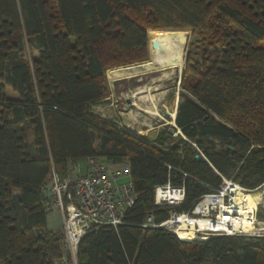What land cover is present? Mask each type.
<instances>
[{
	"label": "trees",
	"instance_id": "16d2710c",
	"mask_svg": "<svg viewBox=\"0 0 264 264\" xmlns=\"http://www.w3.org/2000/svg\"><path fill=\"white\" fill-rule=\"evenodd\" d=\"M178 30L193 49L177 141L90 111L108 68L146 59L150 31ZM88 157L127 160L136 199L122 224L84 234L76 264H264V235L187 241L142 226L148 213L158 223L188 212L222 177L249 191L264 183V0H0V264H73L45 224L42 186ZM167 182L184 187L179 205L154 204Z\"/></svg>",
	"mask_w": 264,
	"mask_h": 264
},
{
	"label": "built area",
	"instance_id": "2783aa9c",
	"mask_svg": "<svg viewBox=\"0 0 264 264\" xmlns=\"http://www.w3.org/2000/svg\"><path fill=\"white\" fill-rule=\"evenodd\" d=\"M85 161L87 165L85 172L75 173L70 169L72 163L70 161L69 170L64 178L52 172L50 182L42 186L48 199L46 212L58 209L62 215L61 236L62 248L65 251L63 261L73 264L76 261L78 244L84 234L100 227H116L122 224L125 208L130 207L136 199L127 160L119 165L95 157H88ZM221 180L218 189L203 194L188 212L170 210L168 217L158 223L153 220V215L148 213L142 226L161 228L178 237L174 231L177 229L175 221L185 215L203 218L206 221L205 229L195 232L196 239L202 241L213 235L249 236L247 235L249 232L231 229L232 227L226 225L227 219L225 221L224 216L227 214L224 213V208L232 205L230 203L233 199L230 190L223 191V188L224 185L235 182L224 177ZM184 193L182 185H172L169 182L157 185L153 194L154 204L179 205L184 200ZM208 197L210 200L206 201ZM258 206H261V203ZM198 207L199 211H196ZM220 220L224 221L222 225L218 224Z\"/></svg>",
	"mask_w": 264,
	"mask_h": 264
},
{
	"label": "rangeland",
	"instance_id": "374dc122",
	"mask_svg": "<svg viewBox=\"0 0 264 264\" xmlns=\"http://www.w3.org/2000/svg\"><path fill=\"white\" fill-rule=\"evenodd\" d=\"M191 41V34L188 30L150 31L146 59L136 62L133 61V63L121 66L138 64L146 60H156L159 57L176 53H182L184 58V54L186 56L188 50L193 49L189 45ZM116 67H110L108 69ZM166 71H171L173 76L162 78V73L165 71H157L141 72L119 79H108L104 72L107 82L106 86H108V93L106 97L92 104V106H90V111L102 119L109 121V123L118 127H123L133 134L142 135L150 142H154L157 137L166 139L167 144L177 141V135L181 134L170 135L168 132L170 125L174 123L172 119L175 117L177 97L184 91L180 85L181 81L179 82L180 74L178 71L175 69ZM145 86H147V88L152 87V101L148 96V91L135 95L136 98L129 97L133 92L135 93L141 88L146 89ZM7 93H11L9 88H7ZM154 108L159 112L160 117L144 112V110ZM93 136L97 143L99 140L98 134L95 133ZM85 160L86 159L84 158L76 159L79 164L80 173L84 172V167L86 165ZM255 189L262 193V202H260L261 206H258L254 216L258 220L264 221V185L261 184ZM262 227L264 226L256 223L254 228L257 229L249 232L247 235H264V229H262Z\"/></svg>",
	"mask_w": 264,
	"mask_h": 264
},
{
	"label": "bare ground",
	"instance_id": "6f19581e",
	"mask_svg": "<svg viewBox=\"0 0 264 264\" xmlns=\"http://www.w3.org/2000/svg\"><path fill=\"white\" fill-rule=\"evenodd\" d=\"M183 55L182 53H176L164 57H159L156 60H146L138 64H131L121 67H116L108 69L105 73L108 79H119L132 76L141 72H161L162 78H169L173 76V73L167 72L166 70L175 69L178 73H181L183 68ZM161 75V74H160ZM159 77V76H158ZM161 77V76H160ZM156 78V77H155ZM157 79V78H156ZM158 81V80H157ZM146 89H140L131 94L132 98H136L135 95H139L145 91H148V96L152 101L151 89L152 87ZM156 104V103H155ZM144 112L160 117L159 112L156 108L144 110ZM174 125V123H172ZM230 190L232 197V205L226 206L225 209V221L227 219L226 225L232 227L231 229H239L244 232H251L255 228V224L259 223L264 226V221H260L255 218L254 214L257 211L258 204L262 202V193L260 191L248 190L245 191L243 187L236 183H229L224 185L223 191ZM210 200L208 197L206 201ZM196 211H199V207ZM224 221L220 220L218 224H223ZM177 229L174 230L181 240H193L196 239L195 232L205 229L206 221L203 218H191L185 215L178 217L175 221ZM257 229V228H256ZM264 229V227H262Z\"/></svg>",
	"mask_w": 264,
	"mask_h": 264
},
{
	"label": "crops",
	"instance_id": "0c3cea01",
	"mask_svg": "<svg viewBox=\"0 0 264 264\" xmlns=\"http://www.w3.org/2000/svg\"><path fill=\"white\" fill-rule=\"evenodd\" d=\"M86 166L87 165H85L84 167L85 168L84 172L86 171ZM70 167H71L70 169L73 170L75 173H80L79 164L77 163L76 160L72 161V163L70 164ZM49 182L50 180L48 181V183ZM61 223H62V215H61V212L58 211V209L47 211L45 224L48 230H52L53 232L58 231V230L61 231Z\"/></svg>",
	"mask_w": 264,
	"mask_h": 264
},
{
	"label": "water",
	"instance_id": "95a60500",
	"mask_svg": "<svg viewBox=\"0 0 264 264\" xmlns=\"http://www.w3.org/2000/svg\"><path fill=\"white\" fill-rule=\"evenodd\" d=\"M182 72L183 71H181V73H180V77H179V82L181 81V79H182ZM179 94V93H178ZM177 94V95H178ZM178 101H179V95H178V97H177V104H178ZM177 104H176V106H177ZM175 106V107H176ZM176 112H177V107H176V109H175V117H176ZM174 117V118H175ZM174 118L172 119L173 121H174V125H170V127H169V132L168 133H170L171 135H177V134H181V132H180V129L176 126V124H175V120H174ZM182 135V134H181ZM229 148H231L230 146H229ZM195 158L196 159H198V156H195Z\"/></svg>",
	"mask_w": 264,
	"mask_h": 264
}]
</instances>
